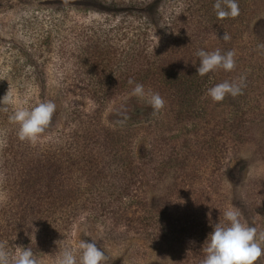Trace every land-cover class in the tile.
I'll return each instance as SVG.
<instances>
[{"label":"trees","instance_id":"trees-1","mask_svg":"<svg viewBox=\"0 0 264 264\" xmlns=\"http://www.w3.org/2000/svg\"><path fill=\"white\" fill-rule=\"evenodd\" d=\"M65 1L66 5L56 13L69 22L74 16H83L88 22L68 44L76 50V56L68 52L74 60L72 78L70 82L65 79L59 82L56 93L61 99L55 100L63 102L56 107L48 127H53L54 120L59 121L62 117L69 124L71 133L60 132V144L53 148L54 152H42L44 154L38 149L34 155L27 141L19 142L15 149L11 143L6 145L1 167L6 174L12 172L14 181L16 179L13 194L22 208V215L15 213L11 204L2 210L4 222L0 217V242H5L9 253L14 255L11 241L17 231H30L35 227L43 235L30 244L36 248L41 245L44 251L52 253L55 263L64 249L72 250L69 232L73 222L86 214L95 218L117 216V226L119 222L130 227L136 224L142 231H150L149 237L155 239L152 241L157 237L163 256L174 243L185 252V258L177 264H201L205 257L204 242L213 226L224 223L223 213L230 208L226 194L217 184L222 183L229 169V163L221 159L225 157L226 144L231 138L219 128L213 130L212 121L206 122L211 126L208 129L201 128L204 121L201 116L208 115L207 110L202 111L203 95L218 84L219 72L212 71L200 77L196 72L198 65H190L197 57V51L210 48V42L218 43L220 46L216 47L222 54L227 52V47H234L235 58L239 48L251 50L250 38L243 29L248 21V0H237L240 14L223 20L217 18L214 10L216 0ZM144 15L163 21L170 47L154 43V28L140 17ZM63 22L54 25L56 33L64 27ZM70 27L68 32H74V26ZM224 32L230 35L229 41L222 39ZM62 43L67 45V42H61L60 49ZM241 56L247 57L246 52L243 51ZM129 79L134 83L129 84ZM44 81L43 78L45 85ZM136 83L144 85L146 91L158 92L178 121L192 123V111H189L194 106L198 109V139L193 141L194 147L198 143V179L209 172V183L198 184L196 215L186 216L184 212L177 220V229L171 234L164 220L169 214L163 215L166 211L162 208L148 207V193L138 190L149 184L150 188L156 187L152 184L155 173L166 171L158 164L165 158L161 148L172 137L166 134L167 123L159 122L154 142L151 141L158 148L136 157L134 143L140 135L138 132L143 129L144 122L148 123L145 117L148 119L153 112L143 98L131 95ZM246 88L245 85L243 93ZM124 94H130L131 100L119 105L116 112L121 114L127 106L129 111H134L131 113L133 118H121L123 123L114 126L111 122L105 124L103 115L107 108ZM251 109L241 113L245 116ZM233 124L229 123V129ZM245 130L241 128L235 133L242 138L240 144L247 138L248 131ZM146 134L149 140L150 132ZM14 139L18 137L14 135ZM211 183H215V190L211 189ZM246 196L240 203L241 220L245 223V219L253 217L258 233L262 232L264 184L259 193ZM143 206L144 215L141 217L135 210ZM17 218H20V224L16 223ZM76 256L79 261V253ZM261 259L264 264V256Z\"/></svg>","mask_w":264,"mask_h":264},{"label":"rangeland","instance_id":"rangeland-1","mask_svg":"<svg viewBox=\"0 0 264 264\" xmlns=\"http://www.w3.org/2000/svg\"><path fill=\"white\" fill-rule=\"evenodd\" d=\"M66 3L65 0H0V99L7 92L13 99L12 104L6 106L7 112L0 111V139L4 141L3 146L0 147V217L2 219L4 212L2 210L10 204L15 213L22 215V208L19 207L13 194L16 189L14 185L16 179L14 181L12 172L9 171L6 174L1 167L6 145L11 143L14 145L12 148L15 149L19 142H22L14 139V135L17 136L18 125L12 124L9 116L17 107L30 109L44 102L45 99L53 101L56 107L61 105L62 100H55V98L61 99L56 89L61 79L70 82L72 78L74 60L72 54L68 52L76 56V50L68 44L88 21L85 22L86 19L83 16L72 17V22L64 20L63 15L56 13V10ZM246 11L248 21L243 29L250 38L251 50L239 48L236 51V67L233 71L225 72L223 69H217V71L219 72L218 84L225 80L233 81L246 77L244 84L247 88L244 93L235 98L226 96L222 102H213L207 94H204L202 111L207 110L208 115L201 116L204 120L201 128L208 129L207 127L211 126H208L206 122L212 121L215 124H211L213 130L219 128L221 133L230 134L231 142L224 139L228 144H226L227 152L221 159L229 163V169L222 183H218L217 186L221 187L222 192L226 194L229 207L238 210H240L243 196L259 193L264 184V47H260L264 45V0H248ZM140 17L147 20L154 28L152 33L154 43L170 47L163 21L155 16ZM61 21H64V27L56 33L57 27L54 25L58 26ZM71 25L74 26L72 27L74 32L69 33ZM61 42H67V45L62 43L63 47L60 49ZM218 45V43L210 42L207 52L215 51ZM226 49L227 52L235 50L231 46ZM243 51L247 54L245 58L241 56ZM197 65L199 66L198 57L191 62L190 66ZM43 78L46 81L45 85ZM74 95L79 96L78 93ZM128 100H131V95L124 94L110 104L103 115L105 124L111 122L114 126L122 121L121 118H133L131 113L134 111H129L127 106L123 108L121 114L116 112L118 106H123V103ZM143 100L147 103L146 98ZM248 108L252 109L244 116L241 111L248 112ZM149 111L152 112L151 109ZM189 112L193 119L192 123L178 121L166 103L159 114L155 116L151 114L148 119L145 117L148 123L142 124L143 129L138 132L140 135L134 143L137 158L144 156L150 149L158 148L151 141L154 142L153 137L158 129V123H167L166 134L172 138L161 148L165 158L158 162L166 171L155 173L152 184L156 187L150 188L149 184L141 186L138 191L148 193L150 197L147 200L148 207L150 205L159 207L166 211L163 215L169 214L164 220L168 223L167 230L170 234L177 229V220L184 212L186 216L196 215L198 184L209 183V172L202 179H198V143H195L196 147L193 144V141L198 139V109L194 106ZM161 117L164 119L160 121ZM244 117L245 119L241 120ZM54 121L56 122L54 126L47 127L35 145L23 142H26L34 155L38 149L41 153L54 152L53 148L61 142L60 132L71 133L69 124L65 123L62 117L59 119L60 122ZM229 123H234L230 129ZM241 128L243 130L246 128L245 131H248L243 144H240L242 138L235 135ZM146 132H150L149 140ZM182 169L186 171L183 172ZM211 184V189L215 190V183ZM161 200L166 201L160 202ZM144 208V206L136 207L137 215L142 217ZM24 209L27 210L25 207ZM117 221V216L95 218L90 214L83 215L70 227L72 250L77 254L81 241H94L108 257L105 264H177L185 258L184 250L174 243H171L169 252L163 256L160 253L157 237L156 241H152L155 240L154 237H149L150 231H142L136 224L130 227L126 223L119 222L117 226ZM16 223H21L20 218H17ZM28 223L31 224V221ZM245 223L257 228L253 217L245 219ZM42 235L43 233L35 227L30 231L25 229L21 232L17 231V235L11 241L14 255L20 251L18 247H30L39 264H55L51 257L52 253L44 251L41 245L36 248L30 244L32 240ZM152 236H154L153 233ZM257 264H263L261 258Z\"/></svg>","mask_w":264,"mask_h":264},{"label":"clouds","instance_id":"clouds-1","mask_svg":"<svg viewBox=\"0 0 264 264\" xmlns=\"http://www.w3.org/2000/svg\"><path fill=\"white\" fill-rule=\"evenodd\" d=\"M218 19L236 18L240 14L237 0H216L213 5ZM222 39H231L227 32H224ZM260 47H264L261 45ZM199 59V66L196 69L197 75L203 77L209 72L223 69L231 72L236 67L235 52H221L216 49L212 52L199 50L196 53ZM195 64V63H193ZM246 77L239 80L228 81L208 89L207 95L213 102H222L226 96L235 98L242 94ZM129 84L134 81L129 79ZM132 96L146 98L147 103L153 109L152 115L161 112L165 106V100L158 92L145 90L144 85L136 83L131 92ZM11 95L7 94L0 99V111H8L6 107L12 104ZM56 111V104L51 101L38 103L29 108L17 107L9 116L12 124L18 125L17 137L20 141H27L35 145L41 134L49 126ZM123 123V121H119ZM4 141L0 139V147ZM224 223H217L209 233L203 247L205 257L201 264H257L264 256V231L259 232L256 227L250 226L241 220V213L236 208H228L224 213ZM203 245V246H204ZM15 255L7 250L5 242H0V264H39L30 247H18ZM108 257L94 241H81L79 244V261L75 252L71 249H64L56 258L55 264H105Z\"/></svg>","mask_w":264,"mask_h":264}]
</instances>
